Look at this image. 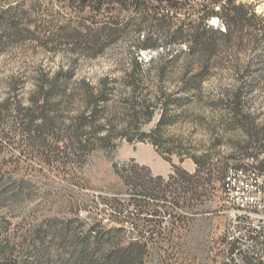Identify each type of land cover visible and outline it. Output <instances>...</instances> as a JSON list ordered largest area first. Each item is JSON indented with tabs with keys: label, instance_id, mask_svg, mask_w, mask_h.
Here are the masks:
<instances>
[{
	"label": "trees",
	"instance_id": "16d2710c",
	"mask_svg": "<svg viewBox=\"0 0 264 264\" xmlns=\"http://www.w3.org/2000/svg\"><path fill=\"white\" fill-rule=\"evenodd\" d=\"M54 1L76 16L63 24L50 7ZM124 13L129 18L122 17ZM212 18L219 19L218 27L210 24ZM130 34V67L122 76L110 72L96 84L84 79L77 88L72 64L56 72L40 69L23 78L33 86L28 105L22 99L16 105L0 102V129L12 115L27 121L23 125L30 138L49 146L53 154L45 161L73 182L76 168L124 139L149 142L161 153L166 147L169 162L173 155L181 162L189 157L197 166L195 173L173 165L165 178L135 160L115 165L125 199L120 194L102 198L101 219L89 227L79 219L53 217L21 234L1 232L0 264H197L189 242L174 243L172 238L182 231L186 237L195 219L207 213L213 185L224 181L230 167L218 168L214 179L209 157L176 153L179 140L165 139L164 129L176 125L187 106L196 104L191 97L214 70L231 68L238 76L241 84L230 96L237 101L248 98L260 81L264 89V17L238 0H0V49L17 41L24 46L36 43L49 52L66 47L79 57L98 58ZM153 81L157 89L145 92ZM167 82L175 83L177 90L166 92ZM179 85L187 98H179ZM120 87L129 91L124 98ZM232 111L242 120L238 107ZM157 116L155 127L146 132L144 127ZM58 159L63 165L54 163ZM2 187L3 180L0 204L20 193ZM178 209L189 212L175 214ZM127 224L138 238L127 240ZM149 226L153 235L169 238V244L148 241Z\"/></svg>",
	"mask_w": 264,
	"mask_h": 264
},
{
	"label": "rangeland",
	"instance_id": "374dc122",
	"mask_svg": "<svg viewBox=\"0 0 264 264\" xmlns=\"http://www.w3.org/2000/svg\"><path fill=\"white\" fill-rule=\"evenodd\" d=\"M238 1L254 6L256 12L264 17V0ZM50 7L54 12H58L57 17L62 19L63 24L66 19L76 16L56 1ZM129 16L128 13L122 15L126 18ZM213 21L214 18L210 24L213 25ZM133 41L132 34L125 35L98 58L79 57L66 47L49 52L37 47L36 43L24 46L17 41L11 42L0 49V102L9 100L11 104L16 105L17 100L22 99L23 103L28 105L33 86L23 78L40 69L56 72L61 67L66 68L72 64L76 76L73 82L77 88H80V82L84 79L96 84L110 72L120 77L124 70L130 67L128 51ZM144 57L149 60L151 55L145 52ZM253 80L257 82V76ZM240 84L238 76L231 68L214 70L198 92L191 97L196 98V104L187 106L186 113L179 116L176 125L164 129L165 139L179 140V145L173 149L176 153L208 156L209 162L216 170L214 179L217 177L218 168L223 166H240L252 162L264 170L263 83H256L257 87L248 98H240L237 101L230 96ZM157 85V82L153 81L144 91H155ZM164 90L168 93L175 92L177 85L167 82ZM119 91L123 98L129 94L123 87H120ZM179 98H187L180 94V85ZM237 107L242 111V120L234 117L232 109ZM64 116L69 115L65 113ZM158 119L157 116L144 130L151 131ZM21 120L22 118L17 121L13 115L9 116L0 129L2 188L7 193L20 191L18 196L0 204V233L8 231L12 235L21 234L53 217L79 219L86 223L85 227H89L95 219H101L98 214L102 210V198L114 197L117 194L124 199L127 197L122 195L115 165L121 166L135 160L138 164L150 168L155 176L165 178L172 174L173 165L180 166L190 173H195L197 168L189 157L181 162L178 155H173L170 162L167 161L164 157L168 156L166 147L162 149V154L149 142L130 143L124 139L117 142L115 149L96 152L89 158L85 167L76 168V180L73 182L67 179L64 173L54 171L53 165L45 161V158L53 155L49 146L31 139L27 126L23 125L27 124V121L23 120L22 123ZM54 163L63 165L62 159L54 160ZM214 186L216 189L213 190V197L207 205V213L195 219L186 237L182 231L179 238L176 237L177 233L172 238L174 243L189 242L197 264H224L227 253L223 181L215 183ZM188 212L186 209H178L175 214L184 215ZM166 220L168 222L169 217ZM126 226L127 240L138 238L139 235L133 230L132 224ZM145 230L148 241H157L163 246L169 244V238L166 236L153 235L150 232L151 226Z\"/></svg>",
	"mask_w": 264,
	"mask_h": 264
},
{
	"label": "built area",
	"instance_id": "2783aa9c",
	"mask_svg": "<svg viewBox=\"0 0 264 264\" xmlns=\"http://www.w3.org/2000/svg\"><path fill=\"white\" fill-rule=\"evenodd\" d=\"M222 190L226 206L224 264H243V249L253 251V244H260V253L254 254L264 255V240L256 239V232H264V170L252 162L228 169ZM242 237H249V244H242Z\"/></svg>",
	"mask_w": 264,
	"mask_h": 264
},
{
	"label": "bare ground",
	"instance_id": "6f19581e",
	"mask_svg": "<svg viewBox=\"0 0 264 264\" xmlns=\"http://www.w3.org/2000/svg\"><path fill=\"white\" fill-rule=\"evenodd\" d=\"M213 25L219 26V19L214 18ZM229 169H237V166H232ZM256 239L264 240V232H256ZM242 244H249V237H242ZM254 253H260V244H253V251L243 249V264H264V255H255Z\"/></svg>",
	"mask_w": 264,
	"mask_h": 264
}]
</instances>
